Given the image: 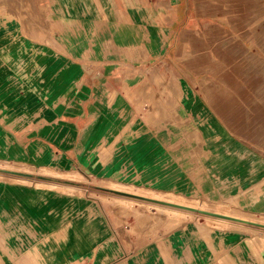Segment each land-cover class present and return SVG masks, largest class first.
I'll list each match as a JSON object with an SVG mask.
<instances>
[{
    "label": "crops",
    "instance_id": "0c3cea01",
    "mask_svg": "<svg viewBox=\"0 0 264 264\" xmlns=\"http://www.w3.org/2000/svg\"><path fill=\"white\" fill-rule=\"evenodd\" d=\"M18 4L32 18L18 14ZM201 6L202 0H0V159L187 192V132L181 128L173 140L170 129L142 124L131 92L142 71L177 63L190 33L206 21ZM38 18L32 37L24 22ZM255 173L244 181L255 182ZM82 188L79 196L0 181V264H222L231 256L206 248L200 234L191 250L183 236L133 248L94 200L98 190ZM250 203L264 212V194Z\"/></svg>",
    "mask_w": 264,
    "mask_h": 264
},
{
    "label": "rangeland",
    "instance_id": "374dc122",
    "mask_svg": "<svg viewBox=\"0 0 264 264\" xmlns=\"http://www.w3.org/2000/svg\"><path fill=\"white\" fill-rule=\"evenodd\" d=\"M201 7L206 21L199 31L190 33L189 43L177 63L142 71L140 77L134 79L131 92V108L142 124L170 129L173 140L182 137L181 128L187 132L190 144L187 192L134 187L112 180L88 178L77 171H60L52 167L35 169L1 159L0 166L18 172L32 169L30 174L46 177L44 180L31 179L28 185L34 184L38 188L79 196L85 193L82 187L98 190L91 192L95 195L94 200L106 207L115 225L121 226L117 230L118 236L125 243L132 241L133 248H141L142 244L155 238L183 236L190 239L191 250L195 248L191 243H196L200 234L209 246L206 248H219L222 256L231 251L230 257H222V264H264V235L256 229L219 227L198 212L194 218H180L173 217L168 211H158L156 207L149 210L145 203L133 207L126 200L152 202V199L127 198L123 194L142 193L148 189L155 194L174 193L182 200L197 199L198 206L208 210L205 212L239 213L248 216L245 218L249 222L261 226L245 224L264 227V212L250 203L264 194V182L259 183V174H264V0H202ZM17 8L18 14L32 18L27 7L22 12L19 4ZM35 10L38 12L39 9ZM35 22L37 26L41 24L39 18L29 24L24 22L26 32L32 37L39 33L34 32ZM66 40L70 45L78 44L76 37ZM196 130L202 131L201 134ZM251 169L256 171L253 183L244 181ZM0 172L7 176L0 181L24 185L13 178L25 176ZM234 175L241 180L236 187L231 179ZM34 178L39 177L34 175ZM37 181L74 186L83 193L39 187ZM103 191L117 195L103 194ZM162 249L169 253V247L162 246ZM28 264L38 263L32 259Z\"/></svg>",
    "mask_w": 264,
    "mask_h": 264
},
{
    "label": "bare ground",
    "instance_id": "6f19581e",
    "mask_svg": "<svg viewBox=\"0 0 264 264\" xmlns=\"http://www.w3.org/2000/svg\"><path fill=\"white\" fill-rule=\"evenodd\" d=\"M14 168H16V167H14ZM0 170L16 171V170H14L11 167H4L3 168V166H0ZM27 170L24 173H31L29 171H31L32 169L28 170V171ZM44 171H45V173H48V174L54 176L48 170H44ZM54 174L56 175L57 173H54ZM4 177H7V176L0 172V178H4ZM13 180L20 181L24 185H28V184H30L32 182V180L27 178V177H15V178H13ZM36 185L39 186V187H48V188H51V189H57V190H61V191H69L70 190V191H73V192H77L78 194H82L83 193V190L80 189V188H76L74 186H67L65 184L57 183V182H54V181L53 182L52 181H49V182L37 181ZM123 193H129V192H123ZM130 194H132V195L140 194L141 197H148V199L161 201L163 203H166L167 205L170 204V205L177 206L176 208L175 207L170 208V206L169 205L167 206L166 204L162 205V204L153 203V202H146V201L142 202V201L134 200V199L133 200L132 199L131 200L130 199L126 200L133 207L134 206H138V205H143V203H145L148 206L147 209L152 210L153 207H156L158 211L162 210V211L170 212L173 215V217L194 218L195 215L197 214V213L192 212L191 210H187V209H185L183 207H188V208H192V209H199L201 211H208L206 209V207L200 208V206H198V204H197L198 201H196L197 199L182 200L174 193L155 194L154 192H152L151 190L148 189V190H145L142 193H136V194L135 193H130ZM212 213L217 214V215H221V216H225V217L235 218V219H245L247 221L249 220L248 218H245V217H248V216H245V215L240 216L241 214H239V213H237V214L234 213L233 214V212H230V211L225 212V213H223V212L222 213L221 212H212ZM198 215L204 216L207 221H210V222L214 223L215 225H217L219 227H235V228L251 229V230L256 229L255 231H257L260 234L264 235V227L256 228V227L247 225L244 222H240L238 220L237 221H232V220H229V219H222V218H218V217H214V216H210V215H204V214H198ZM245 220H243V221H245ZM250 221H255V220H250ZM255 222H257V221H255ZM262 224H264V223H262Z\"/></svg>",
    "mask_w": 264,
    "mask_h": 264
},
{
    "label": "water",
    "instance_id": "95a60500",
    "mask_svg": "<svg viewBox=\"0 0 264 264\" xmlns=\"http://www.w3.org/2000/svg\"><path fill=\"white\" fill-rule=\"evenodd\" d=\"M123 194L126 195V196H129V197L136 198V199L149 200L148 198L141 197V196L130 195V194H125V193H123ZM150 201L155 202V203H160V204H166V203H163V202H160V201H156V200H150ZM168 205H170V204H168ZM171 206H174V205H171ZM183 208H185L187 210L194 211V212H198V213L209 214V215H212V216L227 218V219H231V220H234V221H237L238 220V221H241V222H246L248 224L259 225V224H256V223H253V222H249V221H243V220H239V219H235V218L225 217V216L217 215V214H214V213H209V212L201 211L199 209H192V208H188V207H183ZM259 226H261V225H259Z\"/></svg>",
    "mask_w": 264,
    "mask_h": 264
}]
</instances>
